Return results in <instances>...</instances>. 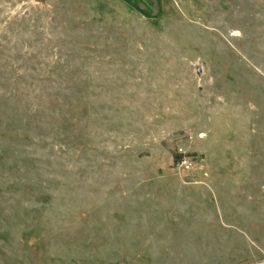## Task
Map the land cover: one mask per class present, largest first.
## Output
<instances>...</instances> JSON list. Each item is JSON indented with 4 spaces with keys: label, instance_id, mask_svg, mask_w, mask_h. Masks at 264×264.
I'll return each instance as SVG.
<instances>
[{
    "label": "rangeland",
    "instance_id": "1",
    "mask_svg": "<svg viewBox=\"0 0 264 264\" xmlns=\"http://www.w3.org/2000/svg\"><path fill=\"white\" fill-rule=\"evenodd\" d=\"M0 264H264V0H0Z\"/></svg>",
    "mask_w": 264,
    "mask_h": 264
}]
</instances>
